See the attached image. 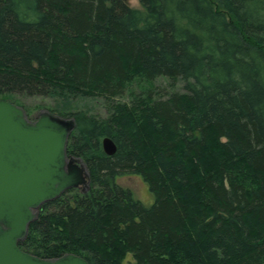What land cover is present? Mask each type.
I'll return each instance as SVG.
<instances>
[{
	"label": "trees",
	"instance_id": "obj_1",
	"mask_svg": "<svg viewBox=\"0 0 264 264\" xmlns=\"http://www.w3.org/2000/svg\"><path fill=\"white\" fill-rule=\"evenodd\" d=\"M140 2L0 0V99L51 98L89 174L39 208L20 247L90 264H264V0ZM161 78L170 92L134 90Z\"/></svg>",
	"mask_w": 264,
	"mask_h": 264
},
{
	"label": "water",
	"instance_id": "obj_2",
	"mask_svg": "<svg viewBox=\"0 0 264 264\" xmlns=\"http://www.w3.org/2000/svg\"><path fill=\"white\" fill-rule=\"evenodd\" d=\"M71 131L48 112L31 121L24 108L0 99V264H90L75 254L50 260L20 247L44 203L88 185L86 167L68 157ZM103 149L112 156L117 146L105 138Z\"/></svg>",
	"mask_w": 264,
	"mask_h": 264
},
{
	"label": "rangeland",
	"instance_id": "obj_3",
	"mask_svg": "<svg viewBox=\"0 0 264 264\" xmlns=\"http://www.w3.org/2000/svg\"><path fill=\"white\" fill-rule=\"evenodd\" d=\"M124 1L131 8H134L141 12L145 11L140 0H124ZM172 83L173 82H171L169 78H161L157 80L155 83H153L154 85L142 83L141 86H139L136 84L134 86V90L136 92H139L148 87L154 86L158 90H164V91L170 92L173 89ZM175 89L183 91L182 84L178 83ZM125 99L126 101H128L127 98ZM14 101H15V104L25 109L31 121L37 120L40 114L43 112H48L49 114H51L50 109L54 107V104H53L54 101L48 97L28 96L26 94H21V95H16V97H14ZM93 101L94 103L91 105L92 114L97 115L99 117H107L109 113L106 107L103 105V103L99 102L100 100H93ZM102 144H103V141H102ZM118 183L122 185L123 187L130 189L133 192L135 199L142 202L145 206L149 207L154 204V201H155L154 195L150 191L148 184L143 180L141 176L125 175L118 179Z\"/></svg>",
	"mask_w": 264,
	"mask_h": 264
},
{
	"label": "bare ground",
	"instance_id": "obj_4",
	"mask_svg": "<svg viewBox=\"0 0 264 264\" xmlns=\"http://www.w3.org/2000/svg\"><path fill=\"white\" fill-rule=\"evenodd\" d=\"M51 115V114H50ZM51 116H53V115H51ZM54 117V116H53ZM56 118V117H55ZM58 119V118H57ZM66 121V120H65ZM67 122H69V121H67ZM70 123V122H69ZM70 126H71V123H70ZM71 128L73 129V127L71 126ZM72 132V131H71ZM71 134V133H70ZM70 137V136H69ZM106 138H109V137H106ZM111 139V138H110ZM69 140V139H68ZM114 142V141H113ZM68 144V143H67ZM69 157V156H68ZM82 162V161H81ZM88 185H89V182H88ZM88 185H87V187H88ZM86 188V187H85ZM74 189H76V188H74ZM81 189H84L83 187H81ZM71 190V189H70ZM67 192V191H66ZM64 194V193H63Z\"/></svg>",
	"mask_w": 264,
	"mask_h": 264
}]
</instances>
